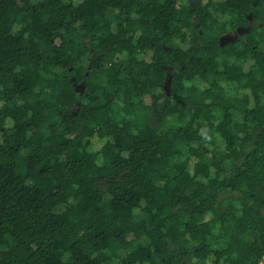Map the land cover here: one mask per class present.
I'll use <instances>...</instances> for the list:
<instances>
[{
  "label": "trees",
  "instance_id": "16d2710c",
  "mask_svg": "<svg viewBox=\"0 0 264 264\" xmlns=\"http://www.w3.org/2000/svg\"><path fill=\"white\" fill-rule=\"evenodd\" d=\"M263 259L264 0H0V264Z\"/></svg>",
  "mask_w": 264,
  "mask_h": 264
},
{
  "label": "water",
  "instance_id": "95a60500",
  "mask_svg": "<svg viewBox=\"0 0 264 264\" xmlns=\"http://www.w3.org/2000/svg\"><path fill=\"white\" fill-rule=\"evenodd\" d=\"M247 31H248V28H245L244 26H241V27H239V28L237 29V32H238V33H243V32H247ZM235 38H236V36L231 35V34L223 35V36L220 38V40H221V44H222V45H225V44H227L228 42H232V41H234ZM169 81H170V77L167 78V83H166L167 85H169Z\"/></svg>",
  "mask_w": 264,
  "mask_h": 264
},
{
  "label": "built area",
  "instance_id": "2783aa9c",
  "mask_svg": "<svg viewBox=\"0 0 264 264\" xmlns=\"http://www.w3.org/2000/svg\"><path fill=\"white\" fill-rule=\"evenodd\" d=\"M260 264H264V259L260 262Z\"/></svg>",
  "mask_w": 264,
  "mask_h": 264
}]
</instances>
